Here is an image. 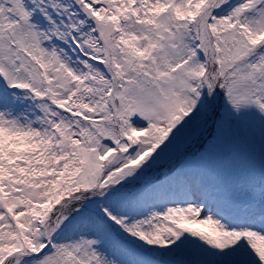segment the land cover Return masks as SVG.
Instances as JSON below:
<instances>
[{"label": "snow or ice", "instance_id": "obj_1", "mask_svg": "<svg viewBox=\"0 0 264 264\" xmlns=\"http://www.w3.org/2000/svg\"><path fill=\"white\" fill-rule=\"evenodd\" d=\"M0 264H264V0H0Z\"/></svg>", "mask_w": 264, "mask_h": 264}]
</instances>
